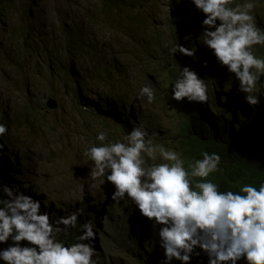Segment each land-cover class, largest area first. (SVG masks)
<instances>
[{
  "label": "clouds",
  "instance_id": "obj_1",
  "mask_svg": "<svg viewBox=\"0 0 264 264\" xmlns=\"http://www.w3.org/2000/svg\"><path fill=\"white\" fill-rule=\"evenodd\" d=\"M160 1L75 0L76 21L87 33L91 30L92 36L140 44L137 59H123L152 67L151 77L162 79L165 86L156 95L152 84H144L136 98L162 105L169 88L172 110L186 118L185 122L177 120L176 149L158 142V134L150 132L140 117L124 115L115 96L122 94L132 78L117 55L101 56L92 68L66 75L49 63L26 61L32 76L36 72L38 80L60 86L39 109L28 100L14 106L11 99L0 96V264H104L108 258L100 239L105 229L100 220L107 213L92 209V202L86 200L57 205L46 199L38 191L39 184L23 174L26 167L20 161V148L14 147L9 136L18 120L25 123L23 130L30 135L37 116L57 136L56 145L65 146L70 135L62 134L60 117L66 111L77 126L78 135H72L83 142L82 155L90 163L88 177L102 185L108 182L110 186L104 190H109L112 202L128 201L147 218L163 251L158 264H192L196 258L200 264L206 258V264H264V181L258 185L240 183L248 175L247 165L240 160L229 165L230 171H224L219 183L210 179L222 171L221 154L210 152L209 133L191 123L190 113L176 109L177 105L184 108L183 101L189 102L200 127L211 124L206 116L210 121L225 116L222 131L219 127L215 131L220 136L230 129L227 139L220 136L222 141L235 134V125L245 121L264 141L258 123L264 108L255 109L260 99L264 103V0H165L166 17ZM12 4L20 6L26 18L28 10L38 7V0H0V12ZM164 27L174 42L169 49L171 59L153 68L154 56H162V49L144 35L164 38ZM63 40V47L79 56L82 39H72L65 32ZM197 51L203 59L195 57ZM209 69L213 74L207 73ZM171 70L174 77L169 82ZM32 76L27 73L25 86L33 85ZM94 88H102L103 107L115 122H122L110 124L105 114H97V108L87 103ZM215 95L224 99L216 98L211 104ZM231 95L229 103L226 98ZM68 124L73 125L71 121ZM200 134L202 139L192 142L204 151L186 162L182 144L190 151L195 145L187 139Z\"/></svg>",
  "mask_w": 264,
  "mask_h": 264
},
{
  "label": "rangeland",
  "instance_id": "obj_2",
  "mask_svg": "<svg viewBox=\"0 0 264 264\" xmlns=\"http://www.w3.org/2000/svg\"><path fill=\"white\" fill-rule=\"evenodd\" d=\"M166 4L165 0L160 1L163 17L167 15ZM28 11L25 18V11L21 10L20 6L12 4L11 8L5 5L0 12V96L4 95V98L11 99L14 106L28 100L29 105L39 109L44 104V99L51 93L55 94L60 85L50 86L46 80H38L36 72L35 76H32L26 61L32 64L49 63L58 73L66 75L75 69L81 72V69L92 68L101 56L117 55L126 64L132 78L122 94L115 96V100H120L124 115L131 113L140 117L145 124H148L150 132L158 134L156 136L158 142L176 149L179 138L175 133L177 120L179 118L185 122L186 118L172 110V100L168 99L169 88L163 95L162 105L156 103V100L149 104L146 98H136V93L144 84H152L157 89L156 95L161 92L159 89L165 86L162 79L151 77L152 67L146 68L147 64L133 63L129 59H123L125 56L137 59L136 52L142 48L139 43L135 40L98 38L89 34L91 30L87 33L76 21L75 0H38V7ZM163 22H165L164 19ZM97 29L104 34H109V31L102 27ZM65 32L72 39L76 37L82 39L83 46L81 45L78 51L79 56L70 54V51L63 47ZM161 34L164 38L144 35L149 41L155 40L162 49L160 51L162 56L159 53L154 56L156 60L152 65L153 68L164 61L168 62L172 55L169 49L174 42L168 35L167 27L163 28ZM41 41L44 42V46ZM34 52L36 55H33ZM149 60L151 61L152 58ZM27 73L34 79L31 87L25 86ZM261 80H264V77H261ZM263 94L264 90L261 96ZM104 97L102 88H94L86 100L91 106L97 108L95 109L97 114H105L109 123L116 126L122 122V119L118 122L114 121L113 114L103 107ZM216 98L224 99L223 96L215 95L210 103H214ZM263 104L260 99V104L255 106V109L258 112L261 111L264 108ZM73 119V115L68 114L67 111L60 117L62 134L70 135L65 138V146L60 147L56 145L57 136L45 127L40 117L34 118V127L30 135L23 130L25 123L21 120L16 122L9 136L14 140V147L20 148V161L23 167H26L23 174L37 182L40 186L39 193L57 205L86 200L92 202V209H99L101 214L107 213L106 218L100 220L101 226L105 227L100 239H103L104 256H108L104 264H158L163 251L147 218L141 216L135 206L130 205L128 201H121L118 204L112 202L109 190H104L110 186L108 182L102 185L99 180L93 182L88 177L90 163L82 155L81 138L72 135L73 133L78 135ZM68 121H71L73 125L70 126ZM229 134L230 129L227 128L226 132L220 133V136L222 139H227ZM194 140V138L189 139V141ZM235 174L236 171L229 177L227 186H230ZM246 174H248L247 171ZM17 177L20 178V176Z\"/></svg>",
  "mask_w": 264,
  "mask_h": 264
},
{
  "label": "trees",
  "instance_id": "obj_3",
  "mask_svg": "<svg viewBox=\"0 0 264 264\" xmlns=\"http://www.w3.org/2000/svg\"><path fill=\"white\" fill-rule=\"evenodd\" d=\"M1 15V13H0ZM196 20V19H194ZM195 57H198L200 59H203L202 53L200 51H197L195 54ZM207 62L209 63L208 57L206 58ZM177 69V66L174 67ZM175 72L178 73V70ZM207 73H212V70L209 69ZM213 74V73H212ZM174 77V71H169L167 73V80L172 82V79ZM232 95L227 96L226 101L231 103ZM222 102H219V107L223 105ZM189 102L183 101L182 105H184V108H181V111H186L190 113L189 119L191 123L199 128L204 133L208 132L209 137L211 141L208 142V144L212 147L211 151H216L221 154L222 160H221V168L222 171L219 173H213L209 178L213 179L217 183L220 182L221 177H223V173L225 170L230 171V164H235L237 161H243L248 167V175L243 179L240 183H253L257 184L259 182L264 181V141H261L259 138V135L257 134L256 130H254L252 127H250L249 122H244L243 124H237L235 125L234 135L228 138L227 141H222L219 134L216 131L217 127H219L220 131H222L221 126V120L225 117L223 115H219L213 119V121H210L208 116H206V120L211 122V124L207 126H201V122L199 120L198 114L192 113L191 108L189 106ZM234 108V107H233ZM232 108L231 116L234 117V110ZM226 110H228L226 108ZM204 117V116H203ZM258 123L261 125L262 129L264 130V113L259 117ZM257 124V123H256ZM190 143L194 144L195 146L191 147V150H186V145L182 144V150L185 154V160L188 162V159L190 157V160L193 157H199L202 151L204 149H201V145H197V143L190 141ZM196 147V148H195ZM237 168L239 165H236ZM241 177V175L239 174ZM207 259V258H206ZM206 259L203 261V264H206ZM192 264H200L199 258H196V261ZM242 264V262H241Z\"/></svg>",
  "mask_w": 264,
  "mask_h": 264
},
{
  "label": "bare ground",
  "instance_id": "obj_4",
  "mask_svg": "<svg viewBox=\"0 0 264 264\" xmlns=\"http://www.w3.org/2000/svg\"><path fill=\"white\" fill-rule=\"evenodd\" d=\"M179 107H180V105H179V106L177 105V106H176V109H179V110H180L181 108H179ZM202 137H203L202 134H200L198 137L195 138V140H200V139H202ZM189 139H190V138H189ZM189 139H187V140L189 141ZM187 143L189 144V142H187ZM1 178H2V177H1ZM232 181H233V180H232Z\"/></svg>",
  "mask_w": 264,
  "mask_h": 264
},
{
  "label": "water",
  "instance_id": "obj_5",
  "mask_svg": "<svg viewBox=\"0 0 264 264\" xmlns=\"http://www.w3.org/2000/svg\"><path fill=\"white\" fill-rule=\"evenodd\" d=\"M50 107H54L53 105L49 104Z\"/></svg>",
  "mask_w": 264,
  "mask_h": 264
}]
</instances>
